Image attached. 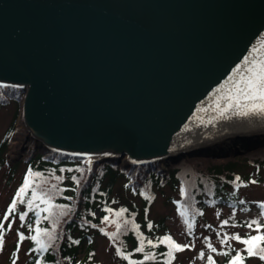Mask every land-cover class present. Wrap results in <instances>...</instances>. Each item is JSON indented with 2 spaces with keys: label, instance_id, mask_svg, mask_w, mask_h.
Returning a JSON list of instances; mask_svg holds the SVG:
<instances>
[{
  "label": "water",
  "instance_id": "obj_1",
  "mask_svg": "<svg viewBox=\"0 0 264 264\" xmlns=\"http://www.w3.org/2000/svg\"><path fill=\"white\" fill-rule=\"evenodd\" d=\"M253 57L264 0H0V85L25 90L46 148L92 161L167 166L264 133V115L223 112Z\"/></svg>",
  "mask_w": 264,
  "mask_h": 264
},
{
  "label": "trees",
  "instance_id": "obj_2",
  "mask_svg": "<svg viewBox=\"0 0 264 264\" xmlns=\"http://www.w3.org/2000/svg\"><path fill=\"white\" fill-rule=\"evenodd\" d=\"M23 96L24 90L20 87L0 85V109L6 106L13 107L7 128L0 138V168L9 164L8 156H4L5 153L7 154L8 144L15 142L18 146L19 138L26 135V130L14 127L18 105ZM250 136L256 135L250 134ZM256 137L258 140L243 141L240 136L236 138L241 141V144H247L237 153H221L227 154L223 157L215 156V153L181 157L166 167H163L160 161L126 165L119 163L115 158H111L107 161L91 162L88 157L31 147L20 158V161H28L29 167L23 173L17 187L6 203L3 209V218L15 193L21 187L26 173L31 169L33 173L40 174L32 178V185L37 188L38 194L41 190L51 189L53 193L51 203L67 207L63 210V215H59L60 209H53L58 213L55 217L57 222L54 235L56 238L47 251L43 253L33 251L36 245L29 239L23 241L26 242L25 252L27 255L24 264H35L37 260L41 261V264H100L95 258L92 236L106 240L114 258L120 264H129V261L116 254L117 247H120L125 254L130 253L132 261H143V264H164L165 257L162 254L168 251L164 244H159L155 249L149 248L145 244V253L154 252L156 254L155 260H144V253L135 251L139 241L132 225L139 226V233L145 237L146 241L148 239L156 241L160 237L169 235L178 243L171 229L165 224V218L155 219L151 217V206L155 199L158 195L165 193H168L165 197V204L175 210L183 209L187 219L192 221L194 225L206 210L215 209L219 212V227L222 221H229L228 226L221 228V237H218L217 233L215 234L214 227H210L209 232L214 231V235L219 240L225 234L228 236L239 235L242 238L248 235L255 236L257 232L244 226V224L246 221L259 219L260 224L264 225V219L259 218V209L256 206L257 203L264 202V195L261 198H252L247 195V190L252 185L261 183L260 174L261 171H264V133H259ZM38 162H45V167L42 166V169H38L36 166ZM77 168L83 169L82 175L75 171ZM61 169L64 171L61 172ZM68 169H72V171H68ZM61 176L63 177L62 181L56 179ZM73 176L79 180V184L73 181ZM236 177H240V181L246 186L237 187L234 185L233 181ZM250 180H255L256 183L249 184L248 181ZM53 185L59 191L53 189ZM115 187L126 194L124 201L121 199L123 198L121 193L113 194ZM182 188L184 189L183 196L181 195ZM30 196L31 189L25 196V200ZM135 197L140 200V206L134 200ZM240 200H244L246 203L241 205ZM37 203L39 204V201ZM45 206L40 204L41 208ZM245 207L248 211L241 210ZM107 209H110L111 212ZM121 209L127 211L122 216H116L115 213ZM24 211H26L25 205L18 204L16 212L9 216L4 231L15 220L19 226L17 232L23 233L25 237L30 235V225L52 230L51 221L53 218L44 219L48 213L43 211L40 213L41 219L38 225L35 223L34 212L29 211L25 218L24 227H21L19 213ZM233 211H235L234 216ZM238 212L250 214L237 217L236 213ZM105 216L109 217V221L101 223ZM125 221L128 223L125 224ZM117 224L120 225V232L115 240H110L107 235L101 232L103 229L106 233H114L117 231ZM149 224L152 225L151 228L148 227ZM232 224L238 226L232 227ZM72 241H79V243H72ZM17 242L18 236L11 254L13 260L17 252ZM235 242L238 243V246L227 242L219 251V253L228 252L227 256L221 255L219 258L217 253H211L215 264H228L230 257L235 256L237 251H240L241 255L245 257L243 264H264V261L260 260L258 256L248 257L247 253L243 251L245 245ZM81 250L83 254L80 258L78 254ZM205 251L208 255V249ZM178 253H174L175 259L172 260L171 264H179L177 262ZM205 264H207V259Z\"/></svg>",
  "mask_w": 264,
  "mask_h": 264
},
{
  "label": "rangeland",
  "instance_id": "obj_3",
  "mask_svg": "<svg viewBox=\"0 0 264 264\" xmlns=\"http://www.w3.org/2000/svg\"><path fill=\"white\" fill-rule=\"evenodd\" d=\"M25 93V92H24ZM24 100H21L18 105V111L17 115L14 120V127L17 129H24L26 130V135L22 136L18 140V146H16L15 142H10L8 144V150L7 154L5 153L4 156H8V165H3L0 168V221H3L4 227L7 223V221L3 218V209L8 202L10 196L14 192L15 188L17 187L20 178L22 177L25 170L29 167L28 161L21 160L20 158L24 152L29 150L31 147L33 148H46L45 145L47 144L40 138H38L35 134L30 132V129L25 121V112L23 107ZM13 110L12 106H6L4 108L0 109V138L2 137L5 129L7 128L8 122L11 117V112ZM36 137V138H35ZM239 137V136H238ZM233 135H230L229 138L223 139L217 143H211L209 145H204L199 150H196L195 152H199L201 155H204L205 153H215V156L223 157L227 154H221V153H237L238 151H241L247 144L242 143L241 141H238ZM241 140H258V137L256 136H250L248 134H241L240 135ZM38 138V139H37ZM260 138V137H259ZM221 151V152H220ZM112 158L117 159L118 151L116 149H111V151L108 153ZM206 155V154H205ZM6 156V157H7ZM83 157H89V156H83ZM90 158V157H89ZM97 158V157H95ZM160 159L163 158V156L159 157ZM119 163H125L126 165L134 164L137 162L133 157L128 156L124 153L122 157L117 159ZM156 160V159H154ZM150 162V161H148ZM163 167L165 165L163 162H160ZM37 168L42 169V166L45 167V162H38ZM261 183L257 185H252L247 190V195L252 198H261L264 195V171H261ZM121 193L123 198H121L123 201L125 198V193L120 191L118 187L114 188L113 194ZM168 195V193L160 194L155 199L153 205L151 206V217L155 219L165 218V224L168 225V227L173 232V235L177 242L181 245L183 244H189L191 245L189 248H186L185 250L178 253L177 256V262L179 264H205L207 259V250L206 243L204 238L207 237L208 242L211 243L212 247L217 250L216 253H219V251L224 247L220 243L219 238L214 235L217 232H221V227H219L220 218L217 216V211L215 209H208L204 212V214L198 219L197 223L194 225L192 233L189 234L187 231V226L185 224V219H187V216L183 209L175 210L171 208L169 205L165 204V197ZM136 203L140 206L141 202L138 199V197H135L134 199ZM183 212L184 216H182L180 213ZM250 213L247 212H238L236 213L237 217H243ZM188 220V219H187ZM190 221V220H189ZM192 222V221H190ZM11 229H7L4 231V243L3 246L0 247V264H13V258H11L12 250L14 247V244L17 240V231L19 229L17 221L11 222ZM214 227L213 232H209L210 227ZM228 233V231H225ZM92 246L95 250V258L97 261L100 262V264H120L113 256L110 246L107 243L106 240L101 239L97 236H92ZM229 244L238 246V243H236L234 240H228ZM26 242H23L20 244L19 251L16 252L15 256V264H24L25 259L27 257L26 255ZM79 254L80 258L82 257V250ZM204 252L205 256L203 259H199V253ZM219 258H221V255L218 254ZM79 258V259H80Z\"/></svg>",
  "mask_w": 264,
  "mask_h": 264
},
{
  "label": "snow or ice",
  "instance_id": "obj_4",
  "mask_svg": "<svg viewBox=\"0 0 264 264\" xmlns=\"http://www.w3.org/2000/svg\"><path fill=\"white\" fill-rule=\"evenodd\" d=\"M219 91V90H218ZM229 109H232L235 111L237 115H243L247 116L249 114H261L264 115V57L256 58L253 57L251 60H246L245 69L243 71V74L239 76V79L234 80L232 89L229 90V94L226 97V105L224 106L223 112H227ZM223 114V113H222ZM90 163V160H89ZM91 169L89 168V171ZM64 169H61V172H63ZM68 171H72V169H68ZM75 171L80 172L81 175L83 174V169L77 168ZM39 173H33L31 169L28 170L26 173L23 183L21 187L17 190L15 193V196L12 199V202L9 204L5 214H4V220L7 221L9 219V216L16 212L17 205L18 204H24L26 207V211L19 213V219L21 221V227H24L25 218L28 215V212H34V215L36 217L35 223L38 225L41 219L40 213L46 212L48 213L47 216L44 217V219H49L50 217L52 219V230L49 231L48 229H41L40 227H32L29 226V233L30 235L28 237H25L23 233L17 232L18 236V242L16 245V250L19 251L20 243L23 242L25 239L31 240L36 247L33 249V251L38 252H45L48 250V247L51 245L52 241L56 238L54 235L55 232V225H56V219L55 217L58 215L56 211H53V209H60L59 215H63V210L67 207L64 205H53L51 203L52 198V190H41L38 194L37 188L32 185V178L33 176H39ZM57 180L63 179V177H57ZM73 181L77 184H79V180L73 176ZM249 184H255V180L248 181ZM233 184L237 187L240 186H246L240 181V177H236L233 181ZM53 189H56V186H52ZM31 189V196L25 200V196L27 195L28 191ZM56 191H59V189H56ZM141 195H143V192H141ZM181 195H184V189H181ZM235 195V193H233ZM39 201V204L37 203ZM239 203L241 205H244L246 202L244 200H240ZM40 204L46 205L44 208L40 207ZM257 208L259 209V218L264 219V202L257 203ZM242 211H248V209L245 207L241 209ZM107 211L111 212L110 209H107ZM127 211L126 209H121L119 212L115 213L116 216H122L123 213ZM182 216H184V213H180ZM203 214V213H199ZM235 215V211H233V216ZM217 216H219V212H217ZM109 221V217L105 216L101 223H106ZM125 224L128 223V221L124 222ZM185 224L187 226V231L189 234L192 233L194 223L190 222L189 220L185 219ZM229 225L228 220H224L221 222L220 227L223 228L225 226ZM232 227H236L238 225L232 224ZM244 226L248 227L249 229L256 231L257 235L251 236L248 235L246 237H240L239 235H232L228 236L227 234L223 235V237L220 240L221 245H226L228 240H235L239 243H242L245 245V248L243 251L247 253L248 257H254L258 256L260 260L264 261V225L260 224L259 219H252L249 221H246ZM12 225L9 224L8 228L11 229ZM149 228L152 227L151 224L148 225ZM210 227V226H206ZM132 228L134 231H136L138 236V247L135 249L136 252L144 253V260H155L156 254L154 252H146L145 253V244L149 248L155 249L159 244H164L168 251L163 253L162 255L165 257L164 264H171L172 260L175 259L174 253L181 252L185 250L186 248H189L191 245L189 244H178L176 241L172 239L171 236L165 235L163 237L158 238L156 241H153L151 239H148L146 241L145 237H143L139 233V226L133 224ZM117 231L114 233H106L103 229H101V232L108 236L110 240H115L117 238V234L120 232V225H116ZM35 233V234H31ZM217 236L221 237V233L217 232ZM4 224L3 221H0V247L3 246L4 240ZM72 243H79V241H72ZM205 243L206 247L208 248L209 254L207 256V264H215V260L213 259V256L211 253H216L217 250L212 247L211 243L208 242L207 237H205ZM116 254L120 256L122 259L128 260L129 264H143V261H132L130 259V253L125 254L124 251L121 250L120 247H117ZM220 255H228V252L223 251L220 253H217ZM13 256H15V253H13ZM205 256L204 252L199 253L198 258L203 259ZM245 259L244 256L241 255L240 251L236 252L235 256L230 257L228 264H243V260ZM13 264H15V260H13ZM35 264H41V261L37 260Z\"/></svg>",
  "mask_w": 264,
  "mask_h": 264
}]
</instances>
